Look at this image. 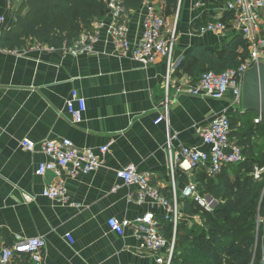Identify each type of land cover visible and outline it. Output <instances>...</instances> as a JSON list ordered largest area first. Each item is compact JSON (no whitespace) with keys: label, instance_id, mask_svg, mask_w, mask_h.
<instances>
[{"label":"crops","instance_id":"0c3cea01","mask_svg":"<svg viewBox=\"0 0 264 264\" xmlns=\"http://www.w3.org/2000/svg\"><path fill=\"white\" fill-rule=\"evenodd\" d=\"M146 1L168 21L174 17L177 7L167 0ZM21 6L20 0H0L2 30L15 27ZM223 13V0H181L168 95L166 61L158 57L144 67L130 57L121 58L111 43L114 23L109 18L83 30L95 34L97 42L76 55L46 46L34 49L29 43L10 50L2 47L0 35V249L19 239L42 238L45 264H155L154 255L140 247L131 230L121 237L107 227L110 218L133 220L160 213L150 201L138 204L135 187L118 180L116 171L134 165L149 174L151 185L164 196L173 184L181 191L196 182V172L186 161L171 172L166 141L171 139L173 153L181 147L206 150L200 129L215 116L232 113L229 96L215 101L175 94L176 87L191 85L201 76V71L184 65L190 51L198 45L218 50L228 38L198 36L193 23L205 16L212 21ZM144 15L142 5L125 22L132 45L140 40ZM73 92L86 104L79 124L65 107ZM167 96V125L155 124ZM26 139L36 145L32 152L21 146ZM45 140H70L77 148L96 153L108 147L92 174L59 175L67 189L65 204L41 196L58 180L50 172L35 174L47 161L39 147ZM25 195L32 200L26 202Z\"/></svg>","mask_w":264,"mask_h":264},{"label":"built area","instance_id":"2783aa9c","mask_svg":"<svg viewBox=\"0 0 264 264\" xmlns=\"http://www.w3.org/2000/svg\"><path fill=\"white\" fill-rule=\"evenodd\" d=\"M21 2L25 0H20ZM178 0L177 10L180 9ZM109 9L110 22L114 27L109 32L111 43L121 58L130 57L134 62L147 67L156 59L162 58L166 61L167 74L165 75L164 88L166 95L171 87L170 70L171 59L177 42L178 18L168 21L160 15L154 5L144 2L145 15L141 24V37L138 44L132 45L127 39L126 23L129 13L125 11L122 0H106ZM224 13L212 21L195 29V34H215L218 36L234 32L242 36L249 45V58L235 69H228L221 74L214 72L203 73L199 80L186 87L175 88V94L192 97H202L220 101L230 97L232 113L241 112V84L244 72L259 60L264 61V0H223ZM227 18L224 19V15ZM103 22V21H95ZM3 18L0 17V33L3 28ZM97 42L93 33L82 32L74 41L68 51L74 55L91 50ZM34 49H38L35 46ZM169 98L166 97L162 112L154 122L155 124L167 125ZM68 114L76 124L83 120L86 111L85 100L73 92L71 97L65 101ZM262 115H257L254 124H260ZM232 127L228 113L219 114L209 124L201 128L199 136L206 150L197 148L181 147L173 153L171 139L166 141L168 158L171 172L174 167L183 162H188L194 171H204L208 176L214 177L224 167L237 166L244 162L242 149L237 141L232 138ZM23 149L32 152L35 144L30 140H23ZM40 150L46 156L47 161L38 165L35 174L44 176L53 173L58 180L48 185L41 192L43 198L56 201L61 204L68 202L67 189L59 178L64 172L68 177L75 178L78 175H89L95 172L101 163V156L108 151L107 146L100 147L98 153L90 149H79L70 140H45L40 143ZM251 176L256 182L264 183V166H254ZM116 178L125 184L135 187V200L138 204L150 201L152 205L160 210L159 215L152 212L133 220H118L110 218L107 220L108 229L123 237L127 230H131L132 236L138 241L140 247L154 255L155 264H170L174 255L177 225L183 215L178 200L189 199L195 202L203 211L212 212L215 201L202 197L197 190V184L188 183L181 191L173 184L169 190L170 197H165L158 188L151 185L149 174L139 172L137 168L129 164L116 171ZM60 179V180H59ZM24 200L30 202L32 198L25 195ZM264 201V186L260 198V206ZM196 219V217H194ZM170 224L172 227L171 238L167 239L162 233L163 227ZM260 234V235H259ZM260 236L262 248V259L264 264V212L258 214L256 219V243ZM70 243L73 240L67 237ZM46 243L42 238H30L16 240L10 247L0 249V264H11L14 260H22L27 264H45L44 250ZM253 264V262L251 263Z\"/></svg>","mask_w":264,"mask_h":264},{"label":"trees","instance_id":"16d2710c","mask_svg":"<svg viewBox=\"0 0 264 264\" xmlns=\"http://www.w3.org/2000/svg\"><path fill=\"white\" fill-rule=\"evenodd\" d=\"M144 2L146 0H122V5L130 14L138 11ZM167 3L177 7L178 0H167ZM108 14L106 0H25L15 17V27L1 31V45L10 50L21 49L28 43L68 50L85 28L95 21H103ZM210 20L205 16L192 26L198 29ZM227 36L218 50L195 46L184 65H189L192 72L201 71V75L208 71L221 74L240 66L250 56L249 45L234 32ZM256 116L254 113L228 114L232 138L242 149V164L224 167L214 177L195 171L198 193L215 201L212 212L203 211L192 200H178L183 217L177 225L170 264L261 263L260 236L258 242L255 241L257 215L264 212V201L259 205L263 184L256 182L251 173L254 166H264V144L261 150L253 144L256 136L264 137V118L255 125ZM165 197H170L169 192ZM196 216L200 224L192 220ZM171 231L170 224L164 225L162 233L167 239L171 238Z\"/></svg>","mask_w":264,"mask_h":264},{"label":"water","instance_id":"95a60500","mask_svg":"<svg viewBox=\"0 0 264 264\" xmlns=\"http://www.w3.org/2000/svg\"><path fill=\"white\" fill-rule=\"evenodd\" d=\"M241 112L254 113L264 118V61L259 60L242 76Z\"/></svg>","mask_w":264,"mask_h":264},{"label":"rangeland","instance_id":"374dc122","mask_svg":"<svg viewBox=\"0 0 264 264\" xmlns=\"http://www.w3.org/2000/svg\"><path fill=\"white\" fill-rule=\"evenodd\" d=\"M220 2H222V1H220ZM173 15H174L173 18L177 17L178 18V22H179V11L177 9L174 11V14ZM253 144L255 146H257L258 150L259 149L261 150L263 148V144H264V137L261 138V137L256 136L254 138V140H253ZM256 157L257 158H260L259 155H257ZM262 184L264 186V183H262ZM262 192H263V187H262V190H261V195H262ZM261 195H260V198H261ZM207 198L210 199V197H207ZM192 220H194V222H197L198 224H200V220H199V218L197 216H196V219H194V217H193ZM194 224H196V223H194Z\"/></svg>","mask_w":264,"mask_h":264}]
</instances>
